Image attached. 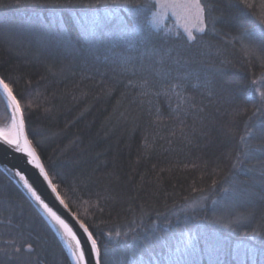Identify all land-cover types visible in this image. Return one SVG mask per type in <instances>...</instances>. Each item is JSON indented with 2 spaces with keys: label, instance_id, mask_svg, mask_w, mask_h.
<instances>
[{
  "label": "trees",
  "instance_id": "obj_1",
  "mask_svg": "<svg viewBox=\"0 0 264 264\" xmlns=\"http://www.w3.org/2000/svg\"><path fill=\"white\" fill-rule=\"evenodd\" d=\"M202 2L210 21L221 19L189 43L178 28L151 25L155 8L139 17L138 39L136 20L112 0H0V76L61 198L97 240L101 264H264V111L252 116L254 106L264 110V54H245L247 25L234 19L254 20L264 0ZM178 76L184 102L161 90ZM9 122L0 96V126ZM245 125L254 137L248 159L238 155L247 151ZM211 217L229 220L230 231ZM183 223L192 227L186 244L172 234ZM37 258L71 264L0 170V264Z\"/></svg>",
  "mask_w": 264,
  "mask_h": 264
},
{
  "label": "snow or ice",
  "instance_id": "obj_2",
  "mask_svg": "<svg viewBox=\"0 0 264 264\" xmlns=\"http://www.w3.org/2000/svg\"><path fill=\"white\" fill-rule=\"evenodd\" d=\"M96 2L99 4L100 0H96ZM236 2L246 8L253 7L249 0H236ZM112 3H122L124 5V9L127 10L128 15L136 20V24L132 27V33L137 35L138 39L144 35L143 29L140 28L139 17L143 14L145 9L150 11L152 8L160 7L165 11V14L168 10H171L172 15L177 17V21L185 19L183 15L184 13L192 12L195 22H185L180 25L183 29V33L186 34V42L189 43H194L197 40L196 33L207 34L209 22L213 25L212 31L215 32V25L220 22L221 19L219 17H212L210 21L208 6L203 3L202 0H171V2H169V0H112ZM234 19L240 25H247V27L242 29L239 36V41L245 50V54H253L255 51H260L264 54V13L256 16L254 20H249L243 15L234 17ZM151 23L153 26L158 27L160 23V16L153 13ZM177 35L179 36L180 33H177ZM161 63H163V57H161ZM175 63L179 65V59H177ZM171 71L172 69L168 68L165 75L170 74ZM181 79L182 77L178 76L176 83L163 86L161 90L165 94L175 91L178 100L180 102H184L187 98L183 97L181 93L177 91L182 87L180 83ZM128 83L132 84L133 81L129 80ZM147 85V79H143L139 82V87L141 88H144ZM0 91H2L8 98L7 108L10 110L8 112V116L11 120L10 125L4 129H0V141L10 146L15 153L23 154L24 162L27 165H31L35 169H38L39 177H42L43 181L46 182L45 187L50 188L51 193L55 194V199L59 200V204L63 205V207L67 209L68 205L62 198H60V193L58 191L59 185L53 182V176L50 174V169L46 168L45 164L42 162L41 156L38 154L37 146L34 145L33 140L29 139L28 135L25 133V120L21 108V101L14 94L12 84L7 82L3 76H0ZM140 94L147 95L146 92H141ZM156 95H160V92H156ZM259 96L262 105H264V91H260ZM253 99H255L254 96ZM179 108L180 103L177 104V109ZM247 111V108L243 109L244 113ZM262 111H264L262 108L254 106L252 116H256L257 113H262ZM241 114V112L236 113L237 116ZM252 116H250L249 119H251ZM161 118V115L157 114L156 119L160 120ZM261 133L262 137L260 138L257 150L260 152L261 156H264V120H262L261 123ZM253 138V128L245 125V134L240 136V140L244 142V148L247 149V151H242L238 154L242 155L244 159L249 158L251 141ZM146 147L150 146L146 144ZM239 163H242V161H237L233 164V167H236ZM7 170L14 171L15 177L22 182L23 188L27 190V193L30 194L36 205L43 210L44 215L49 218L50 223L53 227H55L57 234L60 235L64 242V246L67 248V254L71 257V264H88L87 257L93 258V264H101L102 257L98 242L93 237L92 232L89 231L88 226L85 225L83 221H79L80 228L87 234V240L90 241V245L86 253L77 232L74 231L73 227L66 221V219L62 218V215L58 214L57 210H54L53 206H50V203L45 201L42 193L34 186L36 181L33 180L30 182V177L20 166H14V168H9ZM56 175L58 176V174ZM212 183L213 186H215L216 181L213 180ZM71 215L75 217L76 213H71ZM116 235L120 236V233L117 232ZM27 248L30 252L34 250L32 244H28ZM19 252L20 249L16 248L15 253ZM5 254L7 255V253ZM33 264H40L39 258H37Z\"/></svg>",
  "mask_w": 264,
  "mask_h": 264
},
{
  "label": "water",
  "instance_id": "obj_3",
  "mask_svg": "<svg viewBox=\"0 0 264 264\" xmlns=\"http://www.w3.org/2000/svg\"><path fill=\"white\" fill-rule=\"evenodd\" d=\"M0 96L3 99L6 108L8 104V98L0 91ZM8 112L10 111L7 108ZM11 123V120L8 124ZM0 128H4V126H0ZM25 130V128H24ZM26 133V130H25ZM14 166H20L25 171L26 174L30 177V182L33 180L36 181L34 184L37 187L38 191L42 193L43 198L46 202L50 203V206L54 207V210L58 211V214L62 215V218L66 219V221L73 227L74 231L77 232L78 237L81 239L82 246L87 253V250L90 245V241L87 240V234L83 232V229L80 228L79 221H81L77 216L73 217L71 213H74L69 207L65 209L63 205L59 204V200L55 199V194L51 193L50 188H46V182L43 181L42 177H39L38 169H35L31 165H27L24 162L23 154L15 153L14 150L0 141V170L20 189V191L24 194V196L28 199V201L32 204L38 214L42 217V219L46 222L48 227L51 229L57 240L59 241L62 249L64 250L66 256L68 257L71 263V257L67 254V248L64 246V242L61 239L60 235L57 234L55 227L49 221V218L44 215L43 210L39 208L35 201L31 198L30 194L27 193V190L23 188L22 182L18 180L14 175V171H8L9 168H14ZM61 198V196H60ZM88 264H93V258L87 257Z\"/></svg>",
  "mask_w": 264,
  "mask_h": 264
},
{
  "label": "rangeland",
  "instance_id": "obj_4",
  "mask_svg": "<svg viewBox=\"0 0 264 264\" xmlns=\"http://www.w3.org/2000/svg\"><path fill=\"white\" fill-rule=\"evenodd\" d=\"M169 2H171V0H169ZM153 13H156V14H158L160 16V23H159L158 27L164 26V27H166V28H168L170 30L178 28V29H180L183 32V29L180 26L181 24H183L185 22H188V23H194L195 22L194 21V15H193L192 12L184 13L183 15H184L185 19H181L179 21H177V17L176 16L172 15V11L171 10H168L167 13L165 14V11L162 8L157 7L153 11ZM153 13L151 14V17H150V23L152 21ZM151 25H152V23H151ZM153 27H155V26H153ZM8 125H10V124L5 125L4 128H6ZM196 204L197 203L189 204L187 206V208L191 210V209L196 207ZM230 208L229 207H225L224 209H225V211H228V209L230 210ZM185 210H187V209H185ZM213 215H215V213H213ZM219 220H220V222H219ZM184 224L185 223H183L181 225L182 227L179 226L177 228V231L173 232L172 234H173V240L179 241V239H180V241L182 243L186 244V242L188 241L189 238H188V232H186L185 230H187V228H188V230L190 231V229L192 227L190 225H186V224L184 225ZM209 224L211 226H217L219 228H222L225 231L226 230L230 231L231 222H229V220H225V221L223 220L222 221L219 217H211V220H209ZM183 225H184V228H183ZM185 227H187V228H185ZM203 232H205L207 235H210L211 239H215V238L217 239V237H214L215 235H214V233H212L213 232L212 230L205 228V229H203ZM169 242H171V237H169Z\"/></svg>",
  "mask_w": 264,
  "mask_h": 264
},
{
  "label": "bare ground",
  "instance_id": "obj_5",
  "mask_svg": "<svg viewBox=\"0 0 264 264\" xmlns=\"http://www.w3.org/2000/svg\"><path fill=\"white\" fill-rule=\"evenodd\" d=\"M0 129H4V128H0Z\"/></svg>",
  "mask_w": 264,
  "mask_h": 264
}]
</instances>
